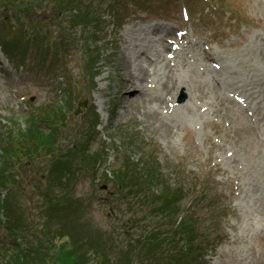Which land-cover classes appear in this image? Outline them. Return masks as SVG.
I'll list each match as a JSON object with an SVG mask.
<instances>
[{"label":"rangeland","instance_id":"rangeland-1","mask_svg":"<svg viewBox=\"0 0 264 264\" xmlns=\"http://www.w3.org/2000/svg\"><path fill=\"white\" fill-rule=\"evenodd\" d=\"M25 1L0 0L1 30L13 56L0 49V137L14 131L24 145L11 157L19 184L0 187V197L10 195L12 217L28 216L17 241L42 238L30 223L50 185L68 201L56 207L50 226L81 233L88 259L100 248V261L117 264L109 255L124 257L141 229L165 228L156 211L160 199L147 195L144 205L131 192L133 181L119 185L122 165L148 164L152 156L160 175L150 186L152 197L164 183L180 188L178 222L186 216L203 222L183 264H264V149L239 131L243 123L234 114L236 107L254 114V126L260 129L259 121L264 132V0H132L130 10L129 0H114L116 15L106 9L109 0H94L101 8L90 6L88 25L68 21L69 11L56 0L29 7ZM80 1L83 7L90 0ZM170 40L177 42L174 53L163 51ZM16 41L29 46H13ZM169 68L179 84L162 93L165 105L121 100L124 78L147 74L151 97L162 92ZM215 79L225 105L212 91ZM56 125L60 140L50 150L56 155L31 146L39 143L34 135L56 133ZM56 162L63 176L64 162L70 166L67 188L52 179ZM203 189L209 199L196 200ZM69 201L81 209H70ZM7 230L0 211V238L7 239Z\"/></svg>","mask_w":264,"mask_h":264},{"label":"trees","instance_id":"trees-1","mask_svg":"<svg viewBox=\"0 0 264 264\" xmlns=\"http://www.w3.org/2000/svg\"><path fill=\"white\" fill-rule=\"evenodd\" d=\"M93 1L94 0H90L89 4L82 7L80 5V0H56L58 4H61L62 6L64 5V9L69 11L68 16L71 18L68 21H75L77 24H82V22H84L86 25L92 22V20L89 19L93 12L90 6L93 5L99 9L101 8L98 5H95ZM129 1L131 6L127 10L132 8V0ZM25 3L27 4V7H29L34 3V0H27ZM112 3H115V1L109 0L106 9L108 12L112 11L113 14L116 15L118 9L116 6H113ZM54 11H56V6L53 9V12ZM1 29L3 30L4 27L0 23V34L3 35ZM39 40L40 39L35 40L32 38L31 41ZM13 43L21 46L22 49H26L29 46V41H16ZM0 44V49L12 59L13 56L10 52L12 45L11 42L6 41L4 35L0 37ZM16 44L13 46H17ZM40 119L44 120L43 118ZM58 128V125H56V133H47L45 128H43L47 135H34L33 137H36L39 143L38 145L31 144V146L37 149H45L47 151L52 150L51 148L56 146V143L60 140V132L57 130ZM31 132L34 133L35 131L32 130ZM8 133L12 135L9 136ZM6 135V137H0V187L6 188L9 186L14 188L19 182L17 181L18 178L15 177L18 176V172L16 171L17 168L12 165L11 157H15V154L18 156L16 148L20 150V146L24 145L21 140L15 138L14 131H7ZM55 137L56 141H54ZM11 139H14L15 146ZM50 153L56 155V149L50 151ZM148 159L150 160L148 164L146 163V160H144L135 163V167H133L130 162H127L126 165H122V167H120L123 172L120 174V176H122V181L119 185L122 187L127 186L123 183L124 178L128 181H133L135 187L131 189V192L137 193L136 197L140 198L144 205L148 202L147 195H150L151 199H160L161 203L156 208V211L160 213V216H162L165 221V228L162 230L159 227V223H153L150 226L144 227L143 230H140L139 236H135V238L132 239L130 243L131 248L123 251L125 258L121 255L118 258H111L110 255L109 257L112 260L116 259L117 264H163L162 260L165 261L164 264H183L184 256L191 255L192 251L190 245L193 239L197 238L198 225L202 222V219L199 217L197 218L200 220L197 218L189 219L190 217L186 216L183 220H181L180 217V221L178 222L176 209L178 208V189L180 188H169L168 185L164 183V185H162L163 188L160 187V191H158L159 193L156 197H152L153 191L150 186L153 185L155 179H160V175H157V165L154 163L153 157L149 156ZM54 165L55 171L52 179H56V183L59 186L61 185L64 186V188H67L68 183L70 182L69 179L71 178L70 166L64 162L65 176H63L59 168V163L56 162ZM138 165L142 167H139ZM11 179L13 180L12 182H10ZM56 183L55 186L59 187ZM140 186L141 188L138 189ZM202 192L203 194L201 193L200 196H197L196 200L209 199L207 198L208 194L204 189ZM42 195L43 201H40L39 210L35 214L38 218L32 216L30 223V226L33 227L31 229L32 233L36 234V232L40 230L42 236L39 240L37 238L38 243L35 244L31 240L27 241L24 239L22 243L17 241V232H21L24 229L25 231L23 232H26L28 229V216L26 219L27 221L23 220L21 214H19L18 217H12L10 215V206L12 203L10 195L8 194L7 198H5V196L0 197V211H3L8 222V230L6 234L7 239L0 238V264H111L110 262L108 263L107 261L99 260L100 252L105 253L104 250L100 251V248H95L99 252L94 256V259H88L89 244L86 238L80 236L81 233L79 235L72 229L71 231L66 230L64 226H58L55 228L50 226V220L52 219V216H54L56 207H59L62 204L64 207L68 201H66L61 193H56L54 190L50 191V185L45 192H42ZM131 203H133V201ZM68 207L79 211L81 209V203L79 201L77 203L69 201ZM40 216H45L46 218L43 219L40 218ZM147 216H149V213ZM165 217L168 218L164 219ZM12 219L15 220L14 223H12ZM147 221L148 220H142L141 222ZM134 224L135 223H133V226L135 227ZM45 225L50 227H45ZM134 240L138 243L135 244L137 249L132 256L128 251H133ZM185 244H188L189 247L186 248ZM8 249L13 251L9 252ZM7 253H12L10 258L7 257ZM102 259L105 260L106 256L103 255ZM195 262L197 264L200 263L199 260ZM190 263L192 262L189 261V264Z\"/></svg>","mask_w":264,"mask_h":264},{"label":"bare ground","instance_id":"bare-ground-1","mask_svg":"<svg viewBox=\"0 0 264 264\" xmlns=\"http://www.w3.org/2000/svg\"><path fill=\"white\" fill-rule=\"evenodd\" d=\"M169 42L171 43V46L169 44L164 43L163 44V51L169 50L172 53H174L176 46H177V42H176V40H170ZM142 54H144V51H142ZM203 54L207 60H210V59H212V57H214L213 52H211L210 49H205V52H203ZM159 55H161V54H159ZM164 58L162 57V59H164ZM147 60L150 62V65L155 64V61H152L150 59H147ZM128 63H129V61H128ZM124 66L128 67L129 64L124 65ZM144 73H146V72H144ZM166 76H167V79L162 83V89H161L162 92L158 95L151 96V97L149 96V94L147 92L148 91L147 85L144 84L145 80L147 78H149V76L147 74L143 78L141 76L133 77V79H131L129 77L124 78L126 83L123 84V88L121 90V97H122L121 100L129 102L130 104L132 101V102H134L132 104H137V105H140L144 102L148 103V101L149 102H156L159 106L165 105L166 101H167V96H164L162 93L163 92L167 93L169 90V87H171V86L174 88V91H175V88H176L175 86L177 84H179L176 81V78L173 77V74L171 73V68H169L168 72L166 73ZM155 77H157L156 74H155ZM221 84L222 83L219 80L215 79V85L213 86L212 91H213L214 96L217 99V101L220 104L225 105V104L229 103V101H227V99L223 98L221 93H220L221 92V90H220ZM261 93H263V92L261 91ZM187 100H189V97ZM185 103H181V104H185ZM261 103H262V97L258 103L259 104L258 108H259ZM177 106H180V104ZM258 108H257V111H258ZM234 114H235V118L239 119L240 120L239 122L242 121V123H243V126L239 129V131L241 130V132L247 136V140L249 139L252 142L251 143L252 145L264 149V132H261V130H260L261 127L259 126V121L256 120L255 124L260 129H257L254 126V124H253V118H255L254 114H253V116H251L249 113H246L245 111H243L241 109V107H236L234 109ZM263 238H264V235H263ZM261 240L263 242L264 239H261Z\"/></svg>","mask_w":264,"mask_h":264},{"label":"water","instance_id":"water-1","mask_svg":"<svg viewBox=\"0 0 264 264\" xmlns=\"http://www.w3.org/2000/svg\"><path fill=\"white\" fill-rule=\"evenodd\" d=\"M183 97H184V95H182V96L179 98V100H182ZM84 104H85V103H82V105H84ZM78 111H79V108L76 109V113H78Z\"/></svg>","mask_w":264,"mask_h":264}]
</instances>
